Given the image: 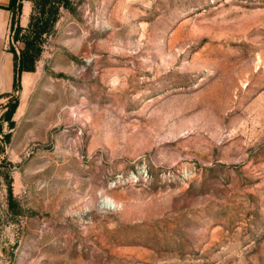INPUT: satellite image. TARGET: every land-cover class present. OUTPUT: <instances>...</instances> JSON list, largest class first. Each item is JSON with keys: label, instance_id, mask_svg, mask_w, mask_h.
Returning <instances> with one entry per match:
<instances>
[{"label": "rangeland", "instance_id": "obj_1", "mask_svg": "<svg viewBox=\"0 0 264 264\" xmlns=\"http://www.w3.org/2000/svg\"><path fill=\"white\" fill-rule=\"evenodd\" d=\"M30 2L0 264H264V0Z\"/></svg>", "mask_w": 264, "mask_h": 264}, {"label": "crops", "instance_id": "obj_2", "mask_svg": "<svg viewBox=\"0 0 264 264\" xmlns=\"http://www.w3.org/2000/svg\"><path fill=\"white\" fill-rule=\"evenodd\" d=\"M10 0H0V94L13 90L14 55L8 48V36L11 30L12 14L16 13V21L23 27L28 22L31 9L30 0H19V6H9Z\"/></svg>", "mask_w": 264, "mask_h": 264}, {"label": "trees", "instance_id": "obj_3", "mask_svg": "<svg viewBox=\"0 0 264 264\" xmlns=\"http://www.w3.org/2000/svg\"><path fill=\"white\" fill-rule=\"evenodd\" d=\"M9 6H12V7L15 6L16 8H18V6H19V0H10ZM16 15H17L16 13H13L12 14V20H11L12 22H11V24H15V31L17 32V30L19 29V26H18V23L16 21V19H17ZM28 25H31V14L30 13H29ZM41 31H44V28H41ZM32 42H33L32 40L26 41V43L28 44V46L29 45H32ZM13 55H14V78H13V87H16L18 85L19 70L20 69H23V68L30 69L31 66H29V64H24V63H25V61H26V63L27 62L28 63L32 62L33 61V56L27 50V51H25V57H24L25 60H24V62H21L20 61L17 64V62L15 60L16 59L15 58L16 56H15V54H13ZM14 105H15V102H12V103H10L8 105V109H7L6 113H5V117L8 120H9V115H10L11 111L14 108Z\"/></svg>", "mask_w": 264, "mask_h": 264}]
</instances>
